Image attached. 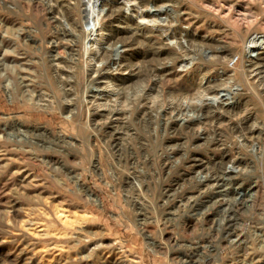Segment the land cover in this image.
<instances>
[{"label":"rangeland","instance_id":"obj_1","mask_svg":"<svg viewBox=\"0 0 264 264\" xmlns=\"http://www.w3.org/2000/svg\"><path fill=\"white\" fill-rule=\"evenodd\" d=\"M76 1L0 0V264H264V0L166 1L167 10L178 11L169 16L141 15L164 4L156 0L146 6L139 0H103L102 21L109 30L90 32L86 40L79 35L84 17L91 26L102 16L86 0ZM62 14H70L77 28ZM128 16L140 34L132 46L120 48ZM56 19L75 36L65 35ZM178 27L194 34L195 59H179L160 79L154 67L171 65L172 48L182 52L171 35L186 38ZM101 34L109 39L103 40L104 47L110 44L107 58L113 61L119 49L124 62L137 65L130 68L133 74L118 73L119 86L90 81L98 64L87 58L86 45L96 50L93 40ZM217 45L225 46L223 60L211 56ZM248 47L262 55L252 68L244 55ZM59 52L72 68L56 64ZM200 76L224 86L233 97L228 110L242 107L241 112L227 114L223 123L204 114L192 129L175 130L167 124L174 105L222 99L208 94L176 101L182 90L195 92ZM97 88L98 93L92 90ZM117 88L118 99L111 93ZM132 109L127 117L124 111ZM110 110L114 113L104 117L95 113ZM246 116L253 119L244 123ZM245 125H255L245 131L249 139L256 128L263 131L259 140L241 146L249 154L254 147L260 151L249 157L250 194L232 200L227 212L214 206L223 196L188 200L197 195L194 157L212 167L208 159L220 157L224 148L214 149L203 138L231 145L237 139L231 127ZM170 144L179 147V156L167 154ZM174 188L178 195L166 203ZM224 216L232 219L229 240L222 232Z\"/></svg>","mask_w":264,"mask_h":264},{"label":"bare ground","instance_id":"obj_2","mask_svg":"<svg viewBox=\"0 0 264 264\" xmlns=\"http://www.w3.org/2000/svg\"><path fill=\"white\" fill-rule=\"evenodd\" d=\"M156 1L157 2L159 1V2H163L164 3L166 1L169 2V1H172V0H156ZM55 2L58 4V0H55ZM76 2L79 5L83 1L82 0H77ZM139 2H140V5L141 6H146L147 3L150 4V0L149 1H147V0H139ZM85 4H86V6H89V7L92 6L95 9V11H98L99 12L98 14L102 16L99 21L97 20V22H95V19L92 20V25L91 26H89L88 17H84L86 26L85 27H80V29L79 28L78 29H79V35L82 36V38L86 40V39L89 38L90 32L91 33L95 32V31H99L100 32V31H103V30H109V28L104 23V21H102L103 16L106 14V12H105L106 11V8L104 7L103 0H86V3H84V5ZM60 7H61V5H60ZM51 8H52V10H54L55 13H61V8L60 9L59 8H53V7H51ZM158 8H159L158 10L156 9L154 11L151 10V9L146 10V11H142L141 12V15H144V16H154L156 14H160V12L162 11L167 16H169V15H175L176 14L175 12H178V11H176L173 8H172V11H171V9H168L167 10V8H165V3L163 5L158 6ZM90 10H91V8H90ZM171 12H172V14H171ZM109 14H108V16H109ZM112 15H113V13H112ZM80 16H81V14H80ZM61 17L62 18H65V20H67L66 23L69 24V26L70 25L73 26L74 29L77 28V23H73L74 20H73V18L71 17L70 14H67V17H65L64 14H62ZM173 19L168 20V22L169 21H173ZM57 22L59 23V25L62 26L63 23L60 20L56 19V23ZM109 22H110V20H109ZM129 22L131 23L130 16H128V21L126 22V27H125V33H127L128 35L124 38V40L120 41V43H121L120 48L121 47H123V48H129L130 46H132V44H133L132 42L135 39V36H138L140 34L139 33V24L135 23V26L132 27L133 24L131 25V24H129ZM174 23L178 24L177 21H175ZM183 27H184V25H183ZM185 29H183L181 27H178V30H181V31H184L185 32L186 38H183L184 37L183 36L182 37L183 39L180 38V33L176 32V31L171 32V35L174 38H176L177 43H178V46L180 47V49H181V51L183 53L182 52L179 53L178 51H176V49L172 48V51H174V53H175V57L171 60L172 61L171 65H169L168 62H160L158 64L159 66H157V65H156V67L153 66L154 67L153 73H155L154 75L155 76L158 75L160 77V79H163L168 73H170V71L172 69V65L174 63H176L179 59H182L183 61H185L187 63H192L194 61V59H195L194 53L190 49L191 36H193L194 34L191 33L190 30H185ZM62 31H63V33L65 35L75 36L73 32H70V31L66 30L65 27H63V26H62ZM263 38L264 37H262L261 39H263ZM193 39H194V37H193ZM103 40H106V42H108L109 39L105 38V36L103 34H101V36H100L99 39L93 40V44L98 45L96 50H93L92 48H90L91 46L86 45L87 46V51H85V54L88 55L87 58H89L90 61H95L98 64V65H95L92 68V70H91V73H93V76H91L90 81L91 80H100L101 79V80H104V81L106 80L107 82H110L114 86H119L120 83L123 81V78H120L121 76H119L118 73L119 72H123L124 70H130V73L133 74V70L130 69V68H132L133 66H137V65H136V63H133L132 64V62H131V64L130 63L127 64L126 62H124L123 57L125 55L122 53V51H119V49L117 50V53L115 54L116 58L114 57L113 61L110 60V58H107V54L109 52L108 47L110 46V44L108 43V47H104ZM130 40H132V41H130ZM250 43L253 44V41H251ZM261 44H263V43H261ZM217 46H219V47L216 48V49H214V51L211 52V56L212 57H215L216 60H223V59H225L226 54H225L224 49H223L225 46L224 45H217ZM55 48H58L59 49L60 46L58 44H56ZM169 48H168V50H171ZM241 55H243V54H241ZM244 55H245L246 58H248V60H247L248 63L247 64H248V66H251V68H252V65L255 64L256 61L261 60V57H262V55L260 54V52H258L257 49H253L252 47H248L247 49L244 48ZM57 56L58 57L55 58V61L57 62L56 64H59V65H62L63 64V66L71 67V66H69V60L67 58L62 57V53L61 52H59V55H57ZM81 56H84V53ZM255 66H256V64H255ZM138 68H140V67L138 66V67H136V69H134V70H137L136 72H134L136 76H138L139 73L141 72L140 70H138ZM194 87H195V92L192 93V94H188L187 93V95H186V93L184 92V90H182L181 93H180V95L178 97H175V99H178L176 101H179L182 98H185L186 100L187 99H191L195 95L199 99V97L201 95H208V94H213L214 97L215 96H218V94H220L222 96V99L220 101H208V102H205V103H202V104H190V102L188 101L189 102L188 105L183 104V103H178L177 106L174 105V108H171L172 114L169 113L171 116L167 120V124L168 125H171V126H174L176 128L175 130H179V128L192 129V126L193 125H195L196 123H201L202 122V121L200 122V120H202V117H203L204 114H205V119H207V120L208 119H212L215 123H221V122L223 123V121H226V119H227V116H226L227 114L230 113L232 115H236L238 112H241V108L242 107H240V106H239L240 108L237 107L238 109L228 110L229 106H231V104L233 103V101H232L233 97L230 95L229 92H225L226 90H225V87L224 86L221 87L220 84H214V80H211V79H209V78H207L205 76L204 77H201L200 80H199V82ZM117 89L111 91V93L113 95H116L117 96L116 99H118V98H120V96H122L119 93L120 88L118 90ZM121 89H123V88H121ZM92 90L94 92H97L98 93V90L99 89L97 88L96 90H94V89H92ZM152 90L153 91L156 90L155 87H153ZM228 91H229V89H228ZM156 92L158 93L157 90H156ZM163 92H165V91H163ZM224 92H225V94H224ZM121 94H123V93H121ZM162 95H164V94H162ZM122 98H124V97H122ZM189 111H192V114H189L188 113ZM95 113H96L97 117H102V116L104 117V115H106V114L108 116V114L114 113V110H110L108 113L107 112L106 113H100L98 111H96ZM124 113L126 115L128 114L127 117H131V115L133 113H135V109H132V111H124ZM141 113H144V111H140L139 112V114L141 116H143ZM145 113H146V111H145ZM173 113H174V116H172ZM137 115H138V113H137ZM172 117L174 119H172ZM182 117L184 119L183 120H180V118H182ZM251 118H252V116H246V117L243 118L242 122L247 123L249 120H251ZM210 124H212V122H210ZM239 124H240V122H239ZM236 125H238V124H236ZM255 125L254 126H247V125H245L243 127L242 126L241 127L240 126H238V127H231L232 128L231 129L232 136H234V137L237 138L232 143H230L231 145H228V143H227L226 140L207 139L208 136H205L203 138V140L200 139V138H196L195 139L198 142L201 141V140L202 141L205 140V142L207 143V145L213 147L214 149L218 148V145L219 144L224 145V148L222 150H220L221 151L220 152L221 153L220 154V157H217V155L214 154L213 159H208L207 162L208 163L209 162L210 163L212 162V167H210L209 164L207 165L203 159H201V158H199L197 156L194 157V159H193V166H192V168L194 170V174H193L194 176L191 177V178L192 179H195V181H196V186H197L196 193H197V195H195V196H192V195L189 196L188 195L189 196L188 197V200H190V198L193 199L194 197L198 200V198L205 197L206 195L211 196V197L212 196L213 197L214 196H223L222 198L217 199V201L214 203V206L217 208V210L219 212H227L228 207H226V206H228L232 200L234 202V200H237L239 197H243V196H246V195L248 196L250 194V191H251V189L253 187L252 186L253 183L252 184L251 183L250 184H247L246 183V180L249 177L247 175V172H248L247 169L249 168V157H252L253 158L254 156H258V152H260V151H258L259 149H257V148L254 147L252 149L251 153L249 154V152L244 151V149H242L241 146L247 147L248 144H251L253 142V139L254 138H257L258 140L260 139V136H261V134L263 132L261 129L258 130L256 128L255 130L257 132V135L252 136V138H250V139L247 137V134L245 132L246 130L247 131L248 130L253 131L254 128H255ZM120 127H122V126H120ZM215 129H217V128H215ZM111 131L112 132H110V135H113L114 136L115 130L113 129ZM60 137L61 138H65L66 136L61 135ZM168 138H170V137L168 136ZM173 141H174V139H169L167 142L171 143ZM117 146H118V144H117ZM170 146H171V148H170L171 149V152H169V153L167 152L168 155L169 154H172L173 157H174V156H176V155H178L180 153V149H179V147L176 144H172V145L170 144L169 147ZM119 147H120V145H119ZM236 147L238 148V151H234V149ZM119 150H120V148H119ZM217 158H220V160L218 159V161H217ZM167 159H171L170 156H167ZM176 161H177V159H176ZM219 163L222 166L218 170V168H216V166L218 165V167H219ZM207 166H209V167H207ZM246 184H247V186H246ZM254 186L255 187L256 186L259 187V185L257 183H256V185L254 184ZM166 192H168V191H166ZM177 195H178V192L174 188L173 189V192L166 194V197H165L166 198V203H168L169 201H172ZM186 203H188V201ZM171 206L173 208L176 207L177 209L180 208V205H175V206L174 205H171ZM186 206H187V204L184 203L183 207H186ZM223 219L225 220V223H224L225 226H223L222 232H223V234H225V237H227L228 240H229V237L232 235V232H231L232 230L230 229L231 228L232 219H227L225 216L223 217ZM238 240H236L235 243H237L238 245H240L241 242L239 243Z\"/></svg>","mask_w":264,"mask_h":264}]
</instances>
